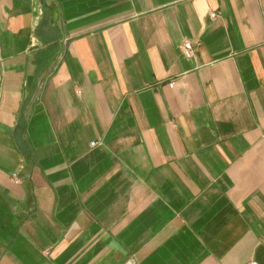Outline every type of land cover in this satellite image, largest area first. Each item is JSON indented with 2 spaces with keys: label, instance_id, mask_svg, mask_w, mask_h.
Segmentation results:
<instances>
[{
  "label": "crops",
  "instance_id": "0c3cea01",
  "mask_svg": "<svg viewBox=\"0 0 264 264\" xmlns=\"http://www.w3.org/2000/svg\"><path fill=\"white\" fill-rule=\"evenodd\" d=\"M43 1L0 0V264H264V0Z\"/></svg>",
  "mask_w": 264,
  "mask_h": 264
},
{
  "label": "built area",
  "instance_id": "2783aa9c",
  "mask_svg": "<svg viewBox=\"0 0 264 264\" xmlns=\"http://www.w3.org/2000/svg\"><path fill=\"white\" fill-rule=\"evenodd\" d=\"M218 13L216 11H212L209 13L210 17L211 18H215L217 17ZM198 41L197 40H188V39H184L181 44H180V47H181V51L183 53V55L186 57V58H190L192 57L193 53H194V49H195V45H198ZM170 86L173 85V82H170L169 83ZM97 142L96 141H92L91 142V145H96ZM13 180H17V174H13ZM248 264H258L256 261H250Z\"/></svg>",
  "mask_w": 264,
  "mask_h": 264
},
{
  "label": "water",
  "instance_id": "95a60500",
  "mask_svg": "<svg viewBox=\"0 0 264 264\" xmlns=\"http://www.w3.org/2000/svg\"><path fill=\"white\" fill-rule=\"evenodd\" d=\"M40 2H41V5H42V9H43V13L44 14H47L50 11H52V5L46 4V2L43 1V0H40Z\"/></svg>",
  "mask_w": 264,
  "mask_h": 264
}]
</instances>
